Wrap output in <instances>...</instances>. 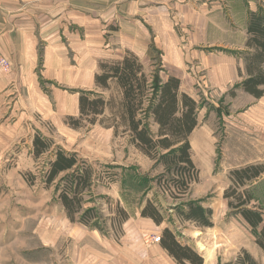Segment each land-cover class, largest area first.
<instances>
[{
	"label": "crops",
	"instance_id": "1",
	"mask_svg": "<svg viewBox=\"0 0 264 264\" xmlns=\"http://www.w3.org/2000/svg\"><path fill=\"white\" fill-rule=\"evenodd\" d=\"M253 13H264V0H0V51L10 63L8 74L0 71V183L8 188L0 195L18 198L22 192L41 212L44 201L34 199L51 192L58 205L56 218L46 221L42 212L34 225H18L28 232L20 234L26 239L11 238V245L31 256L26 262H42L44 253L58 256L64 248L74 264H177L160 244L115 241L98 227L70 223L56 186L38 192L27 182L24 173L35 175L40 159L33 140L52 138L60 150L88 160L72 147L78 131L64 119L79 116L82 94L97 92L94 78L108 56L134 54L146 71L155 48L161 81L177 78L180 92L194 99L226 94L243 82L246 64L239 52L251 50L247 28ZM259 100L264 107V96ZM260 121L263 126L233 118L236 167L264 162V115ZM238 236L236 254L246 249L245 236Z\"/></svg>",
	"mask_w": 264,
	"mask_h": 264
},
{
	"label": "rangeland",
	"instance_id": "2",
	"mask_svg": "<svg viewBox=\"0 0 264 264\" xmlns=\"http://www.w3.org/2000/svg\"><path fill=\"white\" fill-rule=\"evenodd\" d=\"M261 15L264 16V13ZM253 53L254 50L248 48L239 52L246 64L245 76L240 78L243 81L247 80L250 58L248 55ZM111 57H106L104 61H117ZM150 58L153 64L151 68L144 70L145 73L148 76L160 75L163 69L159 66L160 53L155 48L151 49ZM261 70L264 72V62ZM240 85H234L226 94L195 99L199 103L198 126L190 136V144L191 159L198 173L196 177L192 176V182L185 194H177L172 190L170 193L162 188L166 186L171 176L163 172L161 163L148 159L133 145L126 127L122 125L118 128L113 127L115 122L111 111L104 110L103 116L98 118L100 122L95 125L91 126L84 122L82 128L75 129L78 136L72 147L88 158L80 160L79 168L90 169L94 176L91 188L86 189L81 197L80 214L89 209L93 210L89 226L100 228L102 234L114 238L115 241L123 238H143L153 242L150 246H159L162 233L168 228L179 244L190 247L202 257L203 264H236L241 251L249 254L255 264H264V253L254 245L255 238L251 235L248 225L238 210L228 208V202L234 200L224 197L230 190L248 192L253 198L248 207L259 208L264 213V181L258 182L260 179L264 180V174L246 183L242 188L235 187L230 179V173L235 169L245 168L236 167L240 158L236 146L234 147L238 142L234 140L236 136L233 135V118L249 117L263 126V122L260 121L264 115V107L259 105L261 100L244 93ZM259 89H264V86ZM116 92L112 86L105 92L98 88L96 93L85 94L90 98L100 96L105 100L116 97ZM146 123L149 124L151 133L155 135L157 126L149 118ZM44 139L48 140L50 148L39 157L40 159L38 158L35 175L24 173L27 182L34 185L38 192L43 189L42 186L53 189V186L57 187L61 183L59 187L61 189L63 185L61 179L64 175H60L50 186L44 183L48 163L53 159L55 151L60 149L52 138ZM96 158L99 160H95ZM253 165L264 167V162ZM164 174H166L164 180L159 181ZM159 182L161 184H158ZM7 189L0 183V191ZM14 190L20 191V186L15 184ZM21 193L18 198L10 197L9 192L0 195V264H74L64 248L58 249V256L51 252L44 253L42 262L35 263L31 260L26 262L31 256L26 257L27 254L21 252V246L11 245V238H25L20 234L28 233L18 231L19 224L34 225L37 222V215L42 212L46 221L58 216L56 208L58 205L53 200L51 192H47L43 198L34 199L35 204L37 199L40 203L44 201L41 212L40 209L36 211L33 203ZM54 193L58 199L57 188ZM147 201H151L160 211L163 218L161 225L140 216L141 208ZM189 203L199 205L205 210L210 226L203 227L197 221L186 220L179 214V207ZM175 207L178 209H174ZM119 209L125 210L126 218ZM182 210L187 211L186 207H182ZM238 235L245 236L246 249H241L236 254L235 240L241 237ZM198 249H204V253L200 254ZM182 264L189 263L184 261Z\"/></svg>",
	"mask_w": 264,
	"mask_h": 264
},
{
	"label": "trees",
	"instance_id": "3",
	"mask_svg": "<svg viewBox=\"0 0 264 264\" xmlns=\"http://www.w3.org/2000/svg\"><path fill=\"white\" fill-rule=\"evenodd\" d=\"M248 21L247 47L254 50V53L248 59L247 80L241 83L240 88L255 99H261L264 95V89H259L264 86V72L261 70L264 62V16L253 13ZM98 68L99 73L94 78L96 87L105 92L114 86L116 97L104 100L100 96L90 98L84 93L79 98V116L67 117L64 123L72 129L82 128L84 122L93 126L100 122L98 118L103 116L104 110L111 111L115 122L113 127H126L133 145L148 159L161 163L163 172L171 176L162 188L170 193L172 190L177 194H185L192 182V176L196 177L198 173L191 159L190 136L198 126L199 103L180 92V80L177 78L168 77L161 81L158 75L148 76L134 54H127L117 61L101 62ZM148 118L157 126L155 135L146 123ZM33 146L36 158L47 153L50 148L48 140L38 136L34 137ZM80 164L76 154L56 150L53 159L48 163L44 183L50 186L64 174L61 189V183L56 188L66 217L71 223L89 226L93 210L89 209L80 214L81 197L86 189L91 188L94 176L90 169H80ZM166 174L159 181L164 180ZM262 174L263 166L250 165L235 169L230 173V179L235 187L242 188ZM224 197L234 200L228 202V208L238 210L254 236L256 245L264 253V213L259 208L248 207L253 199L252 195L244 191L230 190ZM182 207H186L187 211L184 212ZM182 207H179V214L186 220H195L203 227L211 225L205 210L199 205L189 203ZM119 211L124 218L127 217L125 210ZM140 216L152 220L156 225H161L163 220L160 211L151 201H147L141 208ZM160 245L177 264L184 261L189 264H203L202 257L190 247L179 244L168 228L162 233ZM236 264L255 263L249 254L241 251Z\"/></svg>",
	"mask_w": 264,
	"mask_h": 264
},
{
	"label": "built area",
	"instance_id": "4",
	"mask_svg": "<svg viewBox=\"0 0 264 264\" xmlns=\"http://www.w3.org/2000/svg\"><path fill=\"white\" fill-rule=\"evenodd\" d=\"M0 71L3 74H8L10 72V63L8 59L1 53V51H0Z\"/></svg>",
	"mask_w": 264,
	"mask_h": 264
}]
</instances>
